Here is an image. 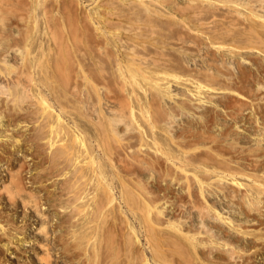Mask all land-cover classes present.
<instances>
[{
	"label": "rangeland",
	"instance_id": "1",
	"mask_svg": "<svg viewBox=\"0 0 264 264\" xmlns=\"http://www.w3.org/2000/svg\"><path fill=\"white\" fill-rule=\"evenodd\" d=\"M3 1L6 5L0 7V87H2L0 88V102H2V104L0 103V110L2 111H0V243H3L2 245L0 244V264H90V262H92L91 264H126V252L128 251L122 242L120 217L117 216V214L121 216L122 213L123 215L121 217L126 218V231L128 232L130 231L129 228L131 230L133 228L136 233L135 236L138 237L140 241L133 242L132 240L134 238H132L131 241V238L126 240L132 243L136 242L132 245L133 247L131 246L133 250L130 252L136 254H138V251L145 252L144 255L147 257L148 263L157 264L158 261H156V256L153 255L154 251H152V249L154 248L157 250V247H160V245H158L160 243L162 245L160 250L162 251L165 249L163 252L168 254L166 255L167 257L171 258L175 256L177 259V255H172V253L177 254L175 251L172 252L173 250H171L174 249L173 243L170 244L167 242L171 240L168 239L170 238L169 235L172 234L173 236L174 234V232H172L173 230H170L173 229V226L169 228L170 225L167 226V220L174 219L173 217H175L179 206L181 208V214L183 215L181 218L184 219L185 216L188 217L190 215L192 219L195 218L194 224L198 225L197 222L199 219L198 215H196L197 211L192 205L194 202H196V204H199V202L198 200L196 201L197 198L195 195L189 198L183 189H180L182 187H180L179 184L169 180L168 177L163 175V172L159 171L157 168H148L147 170V165L144 164H141V167V165H137L136 163H131L130 165V163L125 162L126 164L124 163V165L123 162H119V159L122 157L118 158V152L113 149V146V148L111 147L112 143L109 142L111 139H108L109 133H112V129H115V127L117 129H115V131L127 142V147L129 145L128 148L132 146L134 148L138 146L137 144H142L145 150H149V152L147 151L148 155H154L151 150L154 151L156 150L154 149L155 147H159L160 151H165V154H167L168 151L169 155H179V157L182 158H184L183 151L188 150L187 152L190 154L187 153V157L189 158L190 156L189 160L192 164H198V166L200 163L203 164L202 166L207 164L210 166L209 168L213 167L215 170L218 166V171L220 170L223 175L228 173L226 174L227 176H223L224 178H229L228 181L222 179L224 181H222L220 187L223 186V189L218 188L219 195L214 191L215 189L217 190V188L211 189L214 193L208 190V204L211 209L215 205V210L217 208L220 209L219 211H222L224 216L227 215L231 217L234 222L236 220H238L236 223L241 224L242 222L244 225L241 229L246 228L249 231L250 228V231L247 233H251L252 235L244 233L246 234L244 236L243 234L241 235V233H236L238 234L237 236L235 234L236 238H239V235H241L242 238L241 240L239 238V241H237L234 239L235 237H228L231 232L235 233L234 230L231 227L229 228L228 224L217 220V222L220 223V227L213 228V230L217 231H215L216 234H218L216 235V239L218 238L217 236L220 235V232L222 235L219 236L216 241L220 244L219 242L222 239H225V241L227 240L226 238H230L231 241L233 239L232 243L242 248L239 249L237 247V249L240 250H238L240 252L239 254L250 246L249 242L247 243L244 241L246 237L247 239H253L255 241L251 243V249H247L250 256L252 255L251 260H245L241 256L239 258L237 255L236 259L233 257L234 260H232L233 258L229 259L226 255L223 256L225 259L227 257L226 260H232H228L229 262H223V257L220 258L222 261H218L219 258L216 257V259L213 256L211 259H216L219 263L223 262L222 264H264V212H262L264 196L262 197L263 202L261 201V206L258 204L255 205V202L253 204L252 201L249 203L242 200L241 202V199H237L238 196L237 198L232 196V193L239 194L247 187V180L245 179L246 176L244 177L242 174L243 171L253 173L259 170L257 174H253L257 178H259V174L261 176L264 173V53L250 46L248 47L251 42H249L248 39H246L247 42L243 39L246 38V35H242L244 34L243 30L245 26H248L247 23L250 22V18H247V13H245L247 9L243 7L240 15L236 12L230 13L229 8H232V10L234 8L231 7V5L233 6L234 4L232 2L233 0H206V2L202 0H152L153 3L149 4V2H152L149 1L147 2L149 6L145 4V7L143 3H138L137 0H133V2L131 0H27L28 3H26L28 5H24L25 8L28 6L27 9H23V6L19 5L21 3L17 4L18 2H16V0H12V3L9 2V0ZM6 1L9 2V4H7ZM176 4L179 6L177 7ZM150 5L153 7L152 10ZM197 5H199V8L202 7L200 9L203 10L197 11ZM214 6L217 9L214 8ZM146 7H149L150 10L146 9ZM192 8H194V11ZM208 8H210V10ZM192 11L195 13H192ZM197 14L198 16L196 18L195 15ZM99 18L102 20L101 22L100 20L98 21ZM103 20L107 21L103 22ZM171 25H174V27ZM94 26L97 27L94 28ZM204 27H206V29ZM196 29L198 30L196 31ZM229 31L232 32L230 33ZM240 45L243 46L241 49L239 47ZM245 45L246 49L244 48ZM133 48L135 49L133 50ZM232 48H234L233 51L239 49L235 52H231ZM130 50L146 57L147 60H145L144 64H141L142 66L139 64L140 70L142 68L145 69V66L148 69L150 68L152 74L154 73V75L150 74L151 77L159 80V82L161 80L159 79V75L161 74L160 78H162V85L167 83L166 85L169 86V88H166V90H171L167 92L166 90L164 91V88H162L163 90L159 89L158 86V88H153L156 84L153 85L147 82L146 84H139L140 74L138 73L140 71H135L139 69V66L130 58L132 55L131 53H133ZM129 54L130 57L128 56ZM211 60L213 63L210 62ZM56 62L58 64L55 66ZM71 62L75 64L73 63L71 66ZM117 64L124 66L122 67L119 65L122 67L123 71L126 72V82L122 81L119 77L120 71L117 70L120 68ZM127 64H129L131 69ZM133 64L138 67L136 68ZM73 72L74 74L76 73L77 76H75ZM15 80L19 81V83L17 82V84ZM19 84H21V86L23 84V86L21 87ZM182 84H184V86ZM4 86L5 90L3 91ZM15 86L21 88L19 89ZM6 87L10 88H8V91L13 90V93H11L13 95L15 94V96L12 97V99H15V101L13 100L14 102L19 99L15 106L10 96L12 94L10 92L8 93ZM3 93L4 96L2 95ZM36 93L40 96V99L41 97L44 99L47 98V102L49 101L48 103H51L50 105H53L55 109L59 110L62 116L64 115V120L68 121H66L67 124L64 121V125L67 127L70 124L72 125L69 126V129L65 126L69 132L71 130L70 127H73L72 130L75 128L73 131L71 130V139H68V135L66 137L68 140H65L66 142L63 140L60 142L58 141L56 142V146H52V148H49V145L42 141L46 133L43 132L45 128H42L43 126L40 127V123L38 124L39 115L37 114L39 113L37 112H39V110L36 111V109H38L37 106L39 105V101L37 102L36 97L39 98V96ZM43 93L44 95H42ZM164 93L166 96H169L170 93V98L168 96L165 97ZM6 94L8 95L6 96ZM5 96L8 100V96H10V101L14 104L11 105L12 103L9 101L10 104L7 106L9 102L5 100V103ZM2 97L4 98L1 100ZM33 100L37 103H33ZM233 100L235 102H233ZM240 102L242 105H240ZM3 104L6 106L4 107ZM8 107L12 109L9 110ZM2 108L4 110H2ZM122 112L124 116L121 115L123 114ZM143 114L147 117H151H149L150 123H148V119L145 120L146 116ZM138 120L140 122H138ZM111 126L113 128H111ZM127 127L133 130L130 131ZM105 130L108 132L105 133ZM75 131L77 133L79 132L80 135L74 133ZM74 134L82 136L84 139L83 142L86 146L88 144V150H90L89 154L91 156L87 157L90 160L85 158L81 163L85 167L82 165L80 168L81 171H78V173H83V177L87 178L89 182L86 187L87 192L91 191L93 193L92 198L96 194L94 190H96L97 194L100 192L96 181L93 177H90L92 176V172L90 171L91 167L96 163L94 167L100 168L99 170L102 169L105 173L101 171L103 176L107 178L105 179L113 188L116 198L115 204L121 207L120 210L116 209L117 212L114 211L117 214L114 212L112 214L98 213V208L101 206V203L103 202L102 204L104 205L106 202L103 197V199L101 198L100 194L98 198L96 194L94 200L88 198L87 202L85 199L83 205L80 204L81 202H76L77 206L75 202H72L73 199L70 197V186L72 181H75L74 178H76L74 177L75 169L72 167L71 170L70 164L61 162L62 158H60L61 151L59 148H61L60 143H62V145L69 144L71 147L77 149L80 142L77 144V139H75V141L72 139ZM204 134L207 137L210 134L209 138L211 137L213 140L207 139ZM205 137L207 140H205ZM146 138L148 142H146ZM144 140L145 142H143ZM105 145L106 147L109 146L114 150L113 152L117 153L113 154L112 152L111 154L113 155H110L111 158H108L110 156L104 151ZM205 145H208L213 153L215 152V155L213 153L211 155V153L206 151ZM150 146L151 148H149ZM130 149L132 150V148ZM109 150L110 149L106 151L109 152ZM192 151L195 153L193 154ZM216 152L218 154L221 152L220 155L222 154L225 158L229 159L227 160L229 161L228 167L226 166L228 162H223L225 164L223 166L220 164L221 161L219 162V159H217ZM122 153L126 156L124 152ZM122 153L119 151L118 154L122 155ZM129 154H131V151ZM207 165L206 167H208ZM219 165L222 167H219ZM129 166H132V168ZM84 168L86 171L83 170ZM191 168H194V166ZM149 169H151V171ZM194 169H196L198 173L201 171L198 168ZM233 172H235V175L238 173L234 180L243 183L241 187L244 188H240V184L235 185V183H232L233 180H230V178L231 175L234 176ZM160 173H162L163 176ZM202 175L203 173L200 172V176ZM260 178V181L264 183V176ZM136 180L140 181L141 185H143H140V187L143 189L147 187V190H144L150 192L152 195L151 199L158 200L157 202L160 204L162 203L164 206L162 209L164 210L163 216L158 220L161 221V223L159 222L161 225L162 223L165 225V227H163L164 229H162V231L160 229L157 233L158 235L160 234V236L153 233L157 232V230L150 231L148 227L147 229L144 226L142 220L143 216L141 214L143 211L141 210L142 208H140L142 206L139 203L138 197L132 193L133 191L131 189L135 187L133 188L130 186H133ZM122 182L125 184L127 183L126 188ZM137 183L138 185L140 184L139 182H136V184ZM93 186L98 188L94 189ZM128 186H130L131 189ZM223 191H226L228 197ZM163 202L166 205H164ZM184 202L187 204L185 205ZM256 207H258L257 210H255ZM242 209L243 214H240L239 212H242ZM213 210H211L210 213H212ZM244 213H246V216H244ZM247 216L256 221L251 220L250 223L248 219V222L246 219L248 218ZM188 219L190 218L188 217ZM213 220L214 219H212V221ZM115 223H117V225ZM130 225H132V227H130ZM3 226L8 228L7 234L2 231ZM72 228L75 229L76 232ZM170 231L171 233H169ZM127 232L126 235L129 236ZM254 232L257 235L263 234L262 238L260 236H255ZM149 234H154V236L156 234L160 239L165 237L168 238L166 239L167 241L159 239L162 243L156 241L157 243H155V245L157 244V247L154 244V247H152L153 245H149V241H147ZM163 235L165 236L161 237ZM220 237L223 238L221 239ZM222 242L223 241H221V243ZM254 242L255 245H253ZM213 243H210L209 248L208 246L206 248L209 251L212 249L213 253L215 252V254H218V248H211L216 245ZM242 243H244V245ZM247 244L248 246H246ZM206 248L204 250H206ZM93 249L96 250L92 251ZM209 251L207 252V256L212 254L210 251L211 253L209 255ZM93 252L97 254V256L94 255ZM245 252L247 254V251H244V253ZM254 252L257 253L255 254ZM82 255L88 256L86 258ZM188 255H191V252ZM90 257L93 261H90ZM175 257H172L174 262H178V260L175 261ZM208 258H202L201 260H203L204 264H206L205 262H208L207 264H209V262L212 264L218 263L216 260L214 262ZM206 259H208V261ZM82 260H88L89 262H83Z\"/></svg>",
	"mask_w": 264,
	"mask_h": 264
},
{
	"label": "bare ground",
	"instance_id": "2",
	"mask_svg": "<svg viewBox=\"0 0 264 264\" xmlns=\"http://www.w3.org/2000/svg\"><path fill=\"white\" fill-rule=\"evenodd\" d=\"M132 2H133V0H131ZM138 1V3L140 2V3H143L144 5V7H145V4H148L147 2H149V1H152V0H137ZM155 1V0H154ZM163 1V0H162ZM193 1V0H192ZM201 1V0H200ZM202 1H205L206 2V0H202ZM209 1V0H208ZM216 1V0H215ZM219 1V0H218ZM221 1V0H220ZM223 1V0H222ZM231 1V0H230ZM241 1H244V2H241ZM233 0L232 2L234 3H232L233 4V6L231 5V7H234L233 8V10H232V8H229V12L230 13H239V15L241 14V10L243 9V7H245L247 10H245L246 12L245 13H247V18H250V22H248L247 24H248V26H245V28H244V34H242V35H246L245 37L246 38H243V39H245V41H246V39H248L249 40V42H251L249 45H248V47L250 46L251 48H255L256 50H258L259 52L261 51V53L263 52L264 53V0ZM254 1V2H253ZM7 2V1H6ZM9 2H11L12 3V0L10 1L9 0ZM9 2H7V4H9ZM16 2H18L17 4H19V3H21V4H19L20 6L22 5L23 7V9L25 8L24 7V5H28L27 3V0H16ZM27 2V3H26ZM160 2V1H159ZM226 2V1H225ZM10 3V4H11ZM151 3H153V1L152 2H149V4H151ZM161 3V2H160ZM203 3V2H202ZM208 3V2H207ZM30 4V3H29ZM149 4L147 5V6H149ZM158 4V3H157ZM156 4V5H157ZM197 4V3H196ZM211 4H212V1H211ZM213 4H215V3H213ZM4 5H6V3L3 1V0H0V7H2V6H4ZM134 5V4H133ZM200 5H201V3H200ZM216 5V4H215ZM218 5V4H217ZM227 5V4H226ZM161 6H163V5H161ZM165 6V5H164ZM176 6H177V4H176ZM179 6V5H178ZM177 6V7H178ZM199 5H197V7H198ZM208 6V5H207ZM223 6V5H222ZM9 7V6H8ZM7 7V8H8ZM27 7L28 6H26V8L25 9H27ZM131 7V6H130ZM181 7V6H180ZM191 7V6H190ZM194 7H195V4H194ZM196 7V10L198 11V10H203V9H200V8H202V7H198L197 8ZM229 7V6H228ZM134 8V7H133ZM150 8H151V10H152V6L150 5ZM207 8V7H206ZM205 8V9H206ZM214 8H216L215 6H214ZM244 8V9H245ZM146 9H148V10H150L149 9V7H146ZM174 9V8H173ZM182 9V8H181ZM183 9H185V8H183ZM186 9H188V8H186ZM193 9V11H194V8H192ZM209 10H210V8H208ZM217 9V8H216ZM135 10V9H134ZM158 10V9H157ZM156 10V11H157ZM191 10V9H190ZM196 10H195V12H196ZM207 10V9H206ZM213 10V9H212ZM215 10V9H214ZM221 10V9H220ZM155 11V10H154ZM166 11V10H165ZM182 11V10H181ZM192 11V13H195V12H193ZM222 11V10H221ZM107 12V11H106ZM113 12V11H112ZM132 12V11H131ZM160 12V11H159ZM183 12V11H182ZM205 12V11H204ZM244 12V11H243ZM133 13V12H132ZM158 13V12H157ZM224 13V12H223ZM227 13H228V11H227ZM136 14V13H135ZM160 14V13H159ZM199 14V13H198ZM198 14L197 15H195L196 16V18H197V16H198ZM215 14V13H214ZM149 15V14H148ZM173 15V14H172ZM186 15V14H185ZM200 15V14H199ZM130 16H132V15H130ZM152 16H154V15H152ZM159 16V15H158ZM163 16V15H162ZM175 16V15H174ZM187 16V15H186ZM234 16V15H233ZM242 16V15H241ZM244 16V15H243ZM140 17V16H139ZM166 17V16H165ZM177 17V16H176ZM181 17V16H180ZM214 17V16H213ZM212 17V18H213ZM104 18V17H103ZM102 18V19H103ZM141 18V17H140ZM149 18V17H148ZM166 18H168V17H166ZM183 18V17H182ZM200 18V17H199ZM246 18V17H245ZM107 19H108V17H107ZM190 19V18H189ZM211 19V18H210ZM214 19V18H213ZM230 19V18H229ZM239 19V18H238ZM244 19V18H243ZM100 20V18L98 19V21ZM133 20V19H132ZM167 20H169V19H167ZM192 20V19H191ZM196 20V19H195ZM204 20V19H203ZM212 20V19H211ZM249 20V19H248ZM102 20H100V22H101ZM107 21V20H106ZM105 20H103V22H106ZM145 21V20H144ZM179 21H181V20H179ZM194 21V20H193ZM192 21V22H193ZM202 21V20H201ZM200 21V22H201ZM207 21H209V20H207ZM138 22V21H137ZM204 22V21H203ZM206 22V21H205ZM226 22V21H225ZM242 22V21H241ZM247 22V21H246ZM135 23V22H134ZM170 24V23H169ZM199 24V23H198ZM202 24H204V23H202ZM206 24H207V22H206ZM211 24V23H210ZM214 24H215V21H214ZM234 24V23H233ZM94 25V24H93ZM96 25H98V24H96ZM205 25V24H204ZM208 25V24H207ZM225 25V24H224ZM135 26V25H134ZM171 26H173L174 27V25H171ZM184 26H185V24H184ZM193 26V25H192ZM206 26V25H205ZM211 26V25H210ZM223 26V25H222ZM227 26V25H226ZM232 26V25H231ZM95 27H97V26H94V28ZM190 27V26H189ZM228 27V26H227ZM141 28V27H140ZM205 29H206V27H204ZM212 28V27H211ZM211 28H210V30H211ZM216 28V27H215ZM219 28V27H218ZM231 28V27H230ZM97 29H99V28H97ZM187 29V28H186ZM227 29H229V28H227ZM226 29V30H227ZM141 30V29H140ZM194 30V29H193ZM198 29H196V31H197ZM203 30V29H202ZM98 31V30H97ZM195 31V32H196ZM218 31V30H217ZM224 31V30H223ZM100 32H102V31H100ZM136 32V31H135ZM216 32V31H215ZM230 32V31H229ZM228 32V33H229ZM232 32V31H231ZM230 32V33H231ZM98 33V32H97ZM191 33V32H190ZM203 33H205V32H203ZM208 33V32H207ZM221 33V32H220ZM96 34V33H95ZM103 34V33H102ZM129 34V33H128ZM180 34V33H179ZM201 34V33H200ZM199 34V35H200ZM223 34H224V32H223ZM227 34V33H226ZM97 35V34H96ZM134 35V34H133ZM136 35V34H135ZM230 35V34H229ZM219 36V35H218ZM225 36V35H224ZM227 36V35H226ZM243 36V37H244ZM146 37V36H145ZM148 37V36H147ZM153 37V36H152ZM184 37V36H183ZM213 37V36H212ZM129 38H131V37H129ZM149 38H151V37H149ZM154 38V37H153ZM197 38H198V36H197ZM211 38V37H210ZM232 38V37H231ZM242 38V37H241ZM121 39V38H120ZM138 39V38H137ZM144 39V38H143ZM192 39V38H191ZM196 39V38H195ZM141 40V39H140ZM153 40V39H152ZM200 40H202V39H200ZM212 40H213V38H212ZM223 40V39H222ZM139 41V40H138ZM148 41V40H147ZM207 41V40H206ZM220 41V40H219ZM242 41V40H241ZM123 42V41H122ZM154 42H156V41H154ZM223 42H226V41H223ZM233 42V41H232ZM247 42V41H246ZM144 43H146V42H144ZM163 43H164V41H163ZM190 43V42H189ZM196 43V42H195ZM202 43V42H201ZM153 44V43H152ZM158 44V43H157ZM161 44V43H160ZM207 44V43H206ZM216 44V43H215ZM247 44V43H246ZM136 45H137V43H136ZM142 45V44H141ZM146 45V44H145ZM197 45V44H196ZM236 45V44H235ZM234 45V46H235ZM156 46V45H155ZM158 46V45H157ZM184 46V45H183ZM211 46V45H210ZM238 46V45H237ZM236 46V47H237ZM209 47V46H208ZM216 47V46H215ZM240 47V49L243 47V46H239ZM165 48V47H164ZM182 48V47H181ZM211 48V47H210ZM213 48V47H212ZM245 49H246V45H245V47H244ZM135 48H133V50H134ZM215 49V48H214ZM239 49V48H238ZM238 49H235V51L236 50H238ZM161 50V49H160ZM183 50V49H182ZM218 50V49H217ZM234 50V48H232L231 49V52H235V51H233ZM244 50V49H243ZM131 51V50H130ZM153 51V50H152ZM127 52V51H126ZM131 52H133V53H131ZM130 53L132 54L131 55V57H130V54L128 55L130 58H132V60H134V63L135 64H138V66H139V64L141 65H143L144 64V62H145V60H147L146 59V57L145 56H143V55H139V54H137V53H135L134 51H131ZM161 52V51H160ZM183 52V51H182ZM240 52H241V50H240ZM240 52H238V53H240ZM207 53V52H206ZM143 54V53H142ZM158 54V53H157ZM150 55V54H149ZM220 55V54H219ZM254 55H255V53H254ZM263 55V54H262ZM147 56V55H146ZM154 56H155V54H154ZM256 56V55H255ZM260 56V55H259ZM128 57V58H129ZM195 57V56H194ZM237 57V56H236ZM261 57V56H260ZM259 57V58H260ZM263 57V56H262ZM126 58V57H125ZM130 58H129V60H130ZM70 59V58H69ZM153 59H155V58H153ZM183 59V58H182ZM3 60V59H2ZM71 60V59H70ZM128 60V59H127ZM126 60V62L128 63V61ZM161 60V59H160ZM170 60V59H169ZM196 60V59H195ZM204 60V59H203ZM250 60V59H249ZM264 60V59H263ZM73 61V60H72ZM1 62V61H0ZM4 62V61H3ZM66 62V61H65ZM68 62V61H67ZM70 62V61H69ZM124 62V61H123ZM210 62H212V60L210 61ZM209 62V63H210ZM225 62V61H224ZM258 62V61H257ZM74 63V62H73ZM73 63L71 62L70 63V65L72 64L73 65ZM77 63V62H76ZM118 63V62H117ZM119 63H122V62H119ZM131 63H132V61H131ZM168 63V62H167ZM213 63V62H212ZM211 63V64H212ZM3 64V63H2ZM58 63L56 62V64H55V66L57 65ZM75 64V63H74ZM78 64V63H77ZM154 64V63H153ZM65 65V64H64ZM71 65V66H72ZM79 65V64H78ZM118 65V64H117ZM119 65H121V64H119ZM118 65V66H119ZM128 66H129V64H127ZM132 65V64H131ZM134 65V64H133ZM141 65V66H142ZM222 65V64H221ZM118 66H117V68H118ZM122 67H124L123 65H121ZM121 66H119V70H117V71H120V78H121V80L122 81H125L126 82V72L125 71H123V69H122V67ZM127 66V67H128ZM136 68L138 67V66H136V65H134ZM149 66V65H148ZM152 66V65H151ZM70 67V66H69ZM75 67V66H74ZM134 67V68H135ZM144 67V66H143ZM202 67V66H201ZM2 68V67H1ZM59 68H61V67H59ZM129 68H130V66H129ZM139 69H137V70H135V71H137L138 72V70L140 71L138 74H140V81H139V84H146V82L147 83H152L153 85L154 84H156L155 86H153V88H158L159 87V89H162V88H164V91L166 90V88H169V86H167L165 83H164V85H162L163 84V82L161 83V80H162V78H160V75H159V79H161L160 80V82H159V80H157V79H153L152 77H151V75L150 74H152V72L150 71V68L148 69V68H146V66H145V69L144 68H142L141 70H140V66L138 67ZM212 68H214V67H212ZM220 68V67H219ZM58 69V68H57ZM81 69H82V67H81ZM131 69V68H130ZM215 69V68H214ZM252 69V68H251ZM79 70V69H78ZM124 70H125V68H124ZM148 70H149V72H148ZM202 70V69H201ZM205 71H206V69H205ZM210 71V70H209ZM218 71V70H217ZM84 72V71H83ZM86 72V71H85ZM212 72V71H211ZM219 72V71H218ZM245 72V71H244ZM28 73V72H27ZM61 73H62V71H61ZM68 73V72H67ZM80 73H81V71H80ZM79 73V74H80ZM169 73V72H168ZM198 73V72H197ZM200 73V72H199ZM236 73V72H235ZM64 74V73H63ZM73 74H74V72H73ZM83 74V73H82ZM86 74V73H85ZM166 74V73H165ZM169 74H171V73H169ZM207 74V73H206ZM225 74V73H224ZM75 76H77L76 75V73L74 74ZM152 75H154V73L152 74ZM214 75V74H213ZM217 75V74H216ZM31 76V75H30ZM67 76V75H66ZM82 76V75H81ZM131 76V75H130ZM138 76V75H137ZM173 76V75H172ZM176 76H178V75H176ZM175 76V77H176ZM209 76V75H208ZM215 76V75H214ZM251 76H253V75H251ZM154 77H156V76H154ZM167 77V76H166ZM190 77H191V75H190ZM213 77V76H212ZM218 77V76H217ZM216 77V78H217ZM33 78V77H32ZM156 78H158V77H156ZM170 78V77H169ZM180 78V77H179ZM194 78H196V77H194ZM215 78V77H214ZM218 78H220V77H218ZM223 78V77H222ZM230 78H231V76H230ZM237 78V77H236ZM16 79H17V77H16ZM138 79V78H137ZM136 79V80H137ZM190 79V78H189ZM165 80V79H164ZM192 80V79H191ZM198 80V79H197ZM196 80V81H197ZM237 80H238V78H237ZM16 81V80H15ZM138 81V80H137ZM183 81H185V80H183ZM19 83V81H16V83ZM20 82H22V81H20ZM27 82V81H26ZM168 82V81H167ZM205 82V81H204ZM226 82V81H225ZM247 82V81H246ZM17 83V84H18ZM203 83V82H202ZM261 83H262V81H261ZM16 84V85H17ZM128 84H129V82H128ZM135 84V83H134ZM169 84V83H168ZM176 84V83H175ZM189 84H190V82H189ZM20 86H21V84H19ZM148 85H150V84H148ZM183 86H184V84H182ZM191 85V84H190ZM189 85V86H190ZM196 85H199V84H196ZM260 85H262V84H260ZM2 86V85H1ZM22 86H23V84H22ZM21 86V87H22ZM128 86V85H127ZM135 86V85H134ZM158 86V87H157ZM201 86V85H200ZM206 86H207V84H206ZM244 86H246V85H244ZM16 87V86H15ZM18 87V86H17ZM16 87V88H17ZM20 87V88H21ZM187 87V86H186ZM227 87V86H226ZM0 88H2V87H0ZM7 88V87H6ZM9 88V87H8ZM8 88L6 89L7 91H8ZM19 88V87H18ZM19 88V89H20ZM189 88V87H188ZM194 88V87H193ZM197 88H201V87H197ZM10 89V88H9ZM26 89V88H25ZM184 89V88H183ZM195 89V88H194ZM204 89V88H203ZM206 89V88H205ZM214 89V88H213ZM225 89V88H224ZM234 89V88H233ZM243 89V88H242ZM252 89V88H251ZM5 90V86H4V89H3V91ZM27 90V89H26ZM29 90V89H28ZM163 90V89H162ZM169 90H171V89H168V91ZM212 90V89H211ZM210 90V91H211ZM232 90V89H231ZM235 90V89H234ZM237 90H240V89H237ZM2 91V90H1ZM20 91V90H19ZM21 91H23V90H21ZM144 91V90H143ZM159 91V90H158ZM167 91V90H166ZM167 91V92H168ZM174 91V90H173ZM176 91V90H175ZM183 91V90H182ZM191 91V90H190ZM222 91V90H221ZM225 91V90H224ZM251 91H253V90H251ZM250 91V92H251ZM257 91H259V90H257ZM6 92V91H5ZM13 93V90L11 91H8V93ZM195 92V91H194ZM197 92V91H196ZM206 92H208V91H206ZM11 93V94H12ZM16 93V92H15ZM41 93V92H40ZM147 93H148V91H147ZM159 93V92H158ZM160 93H161V91H160ZM166 93V92H165ZM164 93V95H165V97H167L166 96V94ZM175 93V92H174ZM183 93V92H182ZM231 93V92H230ZM232 93H233V91H232ZM253 93V92H252ZM0 94H1V92H0ZM19 94V93H18ZM37 94V93H36ZM129 94V93H128ZM180 94V93H179ZM184 94H185V92H184ZM235 94V93H234ZM256 94V93H255ZM3 96H4V93L2 94ZM8 94H6V96H7ZM34 95V94H33ZM32 95V96H33ZM38 95V94H37ZM42 95H44V93L42 94ZM41 95V96H42ZM140 95V94H139ZM154 95V94H153ZM158 95V94H157ZM173 95V94H172ZM189 95V94H188ZM201 95V94H200ZM203 95V94H202ZM5 96V98L4 97H2L1 98V100L4 98V101L5 100H7V102H9L11 99H12V97H14L15 96V94L13 95H10L11 96V99H10V96H8L9 97V100H8V98ZM39 96V95H38ZM146 96V95H145ZM148 96V95H147ZM162 96V95H161ZM169 96H170V93H169ZM168 96V97H169ZM175 96H177V95H175ZM180 96V95H179ZM192 96V95H191ZM240 96V95H239ZM164 97V96H163ZM200 97V96H199ZM245 97V96H244ZM19 98V97H18ZM28 98V97H27ZM37 99V102L39 103V105L37 106L38 107V109H36V111L37 110H39V112H37V113H39V114H37V115H39L38 116V120H39V122H38V124L40 123V127H42V128H45V130L43 131V132H45L46 134H44V139H42V141H44L45 142V144L47 143L48 145H49V148H52V146L53 147H55L56 146V142H60L61 140H63L64 142H66L65 140H68V139H71V137H70V133H71V130H72V128L73 127H70V132H69V126H72L71 124L67 127L66 125H64V118H63V116H62V114L60 113V111L59 110H57V109H55L54 107H53V105H50L51 103H48L47 102V98L46 99H44L43 97H41V99H40V96H39V98L38 97H36ZM152 98V97H151ZM157 98V97H156ZM159 98V97H158ZM170 98V97H169ZM242 98V97H241ZM250 98V97H249ZM17 99V98H16ZM127 99V98H126ZM164 99V98H163ZM175 99V98H174ZM193 99V98H192ZM201 99V98H200ZM15 101V99L13 98L12 99V101ZM18 101H19V99H17ZM17 100H16V102H17ZM31 100V99H30ZM134 100V99H133ZM144 100V99H143ZM176 100V99H175ZM186 100V99H185ZM209 100V99H208ZM257 100V99H256ZM263 100V99H262ZM12 101H10L11 103H12ZM13 101V102H14ZM157 101V100H156ZM183 101V100H182ZM195 101V100H194ZM213 101V100H212ZM10 102L9 103H7V106L10 104ZM16 102H14V103H12L11 105H13L14 104V106L16 105ZM36 102V103H37ZM122 102V101H121ZM123 102H126V101H123ZM143 102V101H142ZM185 102V101H184ZM183 102V103H184ZM193 102V101H192ZM203 102V101H202ZM233 102H235L234 100H233ZM1 104H2V102H0ZM5 103H6V101H5ZM33 103H35L34 102V100H33ZM35 103V104H36ZM127 103V102H126ZM129 103V102H128ZM136 103V102H135ZM146 103V102H145ZM179 103V102H178ZM241 103V102H240ZM122 104V103H121ZM123 104H125V103H123ZM211 104V103H210ZM214 104V103H213ZM235 104V103H234ZM257 104V103H256ZM4 105V104H3ZM228 105H229V103H228ZM240 105H242V103L240 104ZM258 105V104H257ZM1 106V105H0ZM6 105H4V107H5ZM34 106V105H33ZM181 106V105H180ZM192 106V105H191ZM3 107V108H4ZM13 107V106H12ZM140 107H141V105H140ZM155 107V106H154ZM157 107V106H156ZM161 107V106H160ZM185 107V106H184ZM223 107V106H222ZM241 107V106H240ZM245 107V106H244ZM261 107V106H260ZM2 108V110H4ZM14 108V107H13ZM34 108V107H33ZM139 108V107H138ZM232 108H234V107H232ZM254 108V107H253ZM6 109V108H5ZM8 109L10 110V109H12V108H9L8 107ZM8 109H6V110H8ZM21 109V108H20ZM159 109V108H158ZM199 109V108H198ZM235 109V108H234ZM255 109V108H254ZM14 110V109H13ZM27 110V109H26ZM141 110V109H140ZM256 110V109H255ZM1 111V110H0ZM30 111V110H29ZM119 111V110H118ZM164 111V110H163ZM178 111H179V109H178ZM242 111V110H241ZM247 111V110H246ZM2 112V111H1ZM34 112H35V110H34ZM120 112H121V110H120ZM142 112V111H141ZM140 112V113H141ZM173 112V111H172ZM243 112V111H242ZM123 113V112H122ZM126 113V112H125ZM163 113V112H162ZM170 113V112H169ZM168 113V114H169ZM220 113V112H219ZM35 114V113H34ZM145 114H146V112H145ZM145 114H143V115H145ZM148 114V113H147ZM157 115H159L158 113H156ZM174 114V113H173ZM196 114H198V113H196ZM227 114V113H226ZM103 115V114H102ZM121 115H123L124 116V113L123 114H121ZM130 115V114H129ZM134 115V114H133ZM132 115V116H133ZM216 115V114H215ZM131 116V117H132ZM146 116V115H145ZM165 116V115H164ZM167 116V115H166ZM220 116V115H219ZM129 117V116H128ZM150 117V116H149ZM149 117H147L146 116V119L145 120H147L148 119V123H150L149 122ZM170 117H172V116H170ZM203 117V116H202ZM106 118V117H105ZM117 118V117H116ZM151 118V117H150ZM214 118V117H213ZM212 118V119H213ZM133 119V118H132ZM137 119V118H136ZM175 119V118H174ZM233 119V118H232ZM107 120H108V118H107ZM122 120V119H121ZM166 120V119H165ZM169 120H170V118H169ZM215 120V119H214ZM217 120V119H216ZM256 120V119H255ZM67 121V120H66ZM65 121V122H66ZM68 122V121H67ZM67 122H66V124H67ZM111 122V121H110ZM113 122V121H112ZM123 122H124V120H123ZM137 122V121H136ZM138 122H140L139 120H138ZM153 122V121H152ZM235 122H236V120H235ZM217 123V122H216ZM109 124V123H108ZM115 124V123H114ZM133 124H134V122H133ZM136 124H138V123H136ZM186 124V123H185ZM245 124V123H244ZM258 124V123H257ZM139 125H141V124H139ZM152 125H153V123H152ZM170 125V124H169ZM260 125V124H259ZM68 128H66V127ZM106 126V125H105ZM110 126V125H109ZM108 126V127H109ZM154 126V125H153ZM213 126V125H212ZM220 126V125H219ZM146 127V126H145ZM155 127V126H154ZM168 127V126H167ZM173 127V126H172ZM207 127V126H206ZM221 127V126H220ZM238 127V126H237ZM111 128H113L112 126H111ZM123 128V127H122ZM128 128V127H127ZM141 128V127H140ZM168 128H170V127H168ZM75 129V128H74ZM73 129V130H74ZM77 129V128H76ZM106 129V128H105ZM109 129V128H108ZM115 129H116V127H115ZM115 129H112V133H109L110 135H109V142H111L112 144H111V147L113 148V149H115V151H117L118 153H119V151L122 153V152H124L125 154H126V156L122 153V155L124 156V158H123V156L122 155H120V154H118L117 152V156H118V158L119 157H122L121 159H119V162H123V164L126 162V163H130V165H131V163H136L137 165H141V164H144V165H147V170H148V168H151V169H158L159 171H161V172H163V175H165V176H167L168 177V179L169 180H171L172 182H175L176 184H179V186L180 187H182V188H180V189H183V191L187 194V196L189 197V198H191L192 196H194L195 195V197L197 198H195L196 199V201L198 200V202H199V204H196V202H194V204L192 203V202H190V203H192L191 205L193 206V207H195L196 208V211H197V214L196 215H198V219H199V221L197 222L198 223V225H195L194 224V222H195V218L194 219H192V217H190V215L188 216L190 219H188V217L187 216H185V220L183 219V218H181V217H183V215L181 214V208L178 206V208H177V212H176V214H175V217H173L174 219L173 220H171L170 218H168V219H170L169 221L167 220V226H169L170 225V227L169 228H171L172 226H173V229H170V230H173L172 232H174V234H173V236H172V234H170L169 236H170V238H168V239H171L170 240V242L169 241H167L166 239V237L165 238H162V239H160V238H158V236H160V234L158 235L157 233H158V231H160V229H161V231H162V229H164L163 227H165V225L162 223V225H164V226H162L160 223H161V221H158L162 216H163V211L164 210H162L163 208H164V206L162 205V203L160 204L159 202H157L156 200H154V199H151L152 198V195L150 194V192H148V191H145V190H147V187L146 188H142V187H140V185H141V183H140V181H137L136 180V182H139L140 184L138 185V183L136 184V182H134V185L132 186V185H130L131 187H135L134 189H131V187L130 186H128L133 192V195H136L137 197H138V199H139V203L141 204V206L142 207H140V208H142L141 210L143 211V213H141L142 214V216H143V218H142V220H143V222H144V226L147 228H149V230L151 231V230H157V232H153V233H156L158 236H156V234H155V236H154V234H152V235H150L149 234V236H151V237H149L148 236V239H147V241H149L148 243H149V245H155V243H157L156 241H159V239L160 240H163V241H167L168 243H170V244H172L173 243V245H174V249H171V250H173L172 252H176L177 254H173L172 252V255H177V259H176V257L175 256H172V257H175V261L176 260H178V262H174V260H173V258L171 257V258H169V257H167L166 255H168V254H165L163 251L165 250H160V247L162 246L159 242H161L162 243V241H159L158 243V245H160V247H157L156 245V247L158 248H156L157 250H155L154 248L152 249V251H154L153 252V255H155L156 256V261H158V263L159 264H174V263H177V264H204V262H203V260H201L202 258L203 259H205V258H210V260L211 261H214L215 262V260L217 259V258H219L218 259V261L220 260V261H222L220 258H222L223 256H228V258L230 259V258H233V257H235V259H236V255H237V257H239L240 258V256L241 257H243L245 260H251V256H250V254L248 253L249 251V249H251L250 248V246H251V243L253 242V241H255V240H253V239H247V237H246V239H244V241L245 242H249V244H250V246H249V248H246L244 251H247V254H246V252L244 253V251L241 253V254H239L240 252V250L239 249H242L241 247L239 248L238 246H236V244L234 245L233 243H232V241H233V239H232V241L230 240V238L228 239V238H226L227 240L225 241V239L223 240L221 237V241H223L222 243H221V241L219 242L220 244H218V241H216L218 238H219V236H221L222 234H221V232H220V235L219 236H217L218 238L216 239V235H218V234H216V230H213V228L214 227H220V223H218L217 222V220H219V221H221V222H223V223H225V224H228L229 225V228L231 227L233 230H234V232L235 233H233V232H231L230 234L229 233H227V234H229L228 235V237L230 236V237H232V238H234L235 237V234L236 233H241V235L243 234L244 236L247 234H250V235H252L251 233H247V232H249L250 231V228H249V231H248V229H241L242 228V226L244 225V224H242V222H241V224H239V223H236V221H238V220H236L235 222L233 221V219L231 218V217H229V216H227V215H223V212L222 211H219L220 209H218L217 207V209L215 210V205H214V210H213V208L211 209V207H210V205L208 204V196L207 195H209L207 192H208V190H210L211 191V189H214V188H217V190L215 189L214 191H216V193L219 195L220 193H218V191H219V189L218 188H220V189H223V186L222 187H220L221 186V183H222V181H224V180H227L228 181V179L229 178H224L225 176H227L226 174H228V173H226V174H222V172H220V170L218 171V169H217V167H216V170L213 168V167H211V168H209L210 166H208L207 164V166L208 167H206V165H204V166H202L203 164H201L200 162V164H199V166H198V164L197 165H194V163L192 164L191 162H190V156H189V158L187 157L188 155H187V153H189V152H187L188 150H184L183 151V153H184V158H182V157H179V155L178 156H176V155H169V153H168V151H167V154H165L164 152H162V151H160V149H159V147H155L154 149H156V150H154V151H152L151 150V152H153V154L155 155H152V154H150V155H152V156H150V155H148V152H149V150H145L144 148V146H142V144L140 145V144H137L138 146H135L134 148H133V146L132 147H130V148H132V150L130 149V148H128L129 147V145H128V147H127V142H125L124 141V139H122L121 137H120V135H119V133H117V131H115ZM144 129V128H143ZM152 129V128H151ZM5 130V129H4ZM72 130V131H73ZM107 130V129H106ZM105 130V133L106 132H108V131H106ZM110 130V129H109ZM117 130V129H116ZM128 130H130L129 128H128ZM131 130H133V129H131ZM130 130V131H131ZM136 130V129H135ZM158 130V129H157ZM165 130V129H164ZM171 130V129H170ZM77 131V130H76ZM74 132V133H77V132ZM121 131V130H120ZM142 131V130H141ZM152 131V130H151ZM119 132V131H118ZM125 132V131H124ZM154 132H155V130H154ZM161 132V131H160ZM163 132V131H162ZM170 132V131H169ZM210 132V131H209ZM143 133H144V130H143ZM186 133V132H185ZM77 134H79V132L77 133ZM77 134H74L73 135V137H72V139H74V141H75V139H77V144H78V142H80V144H79V147L77 146V149L75 148V147H71L69 144H67V143H65V144H67V145H62V143H60L61 144V148H59V150L61 151V156H60V158H62L61 160V162L62 163H66V164H70L71 165V170H72V167H73V169H75L73 172L75 173V176L74 177H76V178H74V182L72 181V184H71V190H70V197L73 199L72 200V202H81L80 204H84L83 203V201L85 200V201H87V199L89 198L90 200L91 199H93L94 200V198H95V195L97 194V192H96V190H94L95 192L94 193H96L95 195H94V197L92 198V192L90 191V192H87V190H86V187H87V184L89 183L88 182V180H87V178H85V177H83V173L81 174V172L80 173H78V171L80 170L81 171V167H82V165L83 164H81L82 163V161L86 158V159H89V158H87V157H90L91 155L89 154V151L90 150H88L89 148H88V144H87V146L85 145V143L83 142V138H82V136H79V135H77ZM128 134V133H127ZM206 134V133H205ZM204 134V136H206ZM69 135V137H68V139H66V137ZM83 135V134H82ZM107 135V134H106ZM135 135V134H134ZM146 135V134H145ZM164 135V134H163ZM214 135H216V134H214ZM84 136V135H83ZM123 136V135H122ZM203 136V135H202ZM204 136H203V138H204ZM209 136H210V134H209ZM209 136L207 137V139L209 138ZM262 136V135H261ZM142 137V136H141ZM140 137V138H141ZM161 137V136H160ZM182 137H183V135H182ZM181 137V138H182ZM191 137V136H190ZM206 137H205V140H207L206 139ZM105 138V137H104ZM143 138V137H142ZM145 138V137H144ZM166 138V137H165ZM221 138V137H220ZM224 138V137H223ZM149 139V138H148ZM152 139H154V138H152ZM168 139V138H167ZM186 139V138H185ZM190 139V138H189ZM209 139H211V140H213L211 137L209 138ZM216 139H217V137H216ZM215 139V140H216ZM141 140V139H140ZM145 140H147V138L145 139ZM145 140L143 141V142H145ZM150 140H151V138H150ZM182 140V139H181ZM219 140V139H218ZM226 140V139H225ZM71 141V140H70ZM69 141V142H70ZM107 141V140H106ZM127 141V140H126ZM217 141V140H216ZM260 141V140H259ZM258 141V142H259ZM43 142V143H44ZM68 142V141H67ZM71 142H73V141H71ZM146 142H148V140L146 141ZM153 142H155V141H153ZM169 142V141H168ZM200 142V141H199ZM215 142V141H214ZM213 142V143H214ZM220 142V141H219ZM229 142V141H228ZM75 143V142H74ZM75 143V144H76ZM87 143V142H86ZM108 143V142H107ZM106 143V144H107ZM139 143V142H138ZM166 143V142H165ZM191 143V142H190ZM194 143V142H193ZM192 143V144H193ZM74 144V145H75ZM76 144V145H77ZM205 144H207V143H205ZM208 144H210V143H208ZM212 144V143H211ZM57 145H59V144H57ZM150 145H151V143H150ZM196 145V144H195ZM70 146V147H69ZM145 146H147V145H145ZM204 146V145H203ZM206 147H205V149H206V151H208L209 153H211V155H212V153H213V151L210 149V147L208 146V145H205ZM257 146V145H256ZM144 147V148H143ZM168 147V146H167ZM110 149L109 150V152L108 151H106V150H108V149ZM149 148H151V146L149 147ZM165 148V147H164ZM169 148H171V147H169ZM106 149V150H105ZM105 149H104V151L110 156V155H113L115 152H113L114 150H112L109 146H107L106 147V145H105ZM129 149V150H128ZM148 149V148H147ZM181 149V148H180ZM119 150V151H118ZM170 150V149H169ZM192 150V149H191ZM200 150V149H199ZM218 150V149H217ZM130 151H131V154H129L130 153ZM148 151V152H147ZM224 151V150H223ZM57 152V151H56ZM92 152V151H91ZM113 152V154H111ZM150 152V153H151ZM160 152H162V153H160ZM179 152H181V151H179ZM193 152V154L195 153L194 151H192ZM54 153V152H53ZM58 153V152H57ZM115 153V154H116ZM215 153V152H214ZM213 153V154H214ZM221 153V152H220ZM220 153L218 154L217 152H216V156H217V159H219V162H220V164L223 166V165H225L223 162H228V163H226V166L228 167L229 165V161H227V160H229V159H227V158H225L224 157V155H220ZM171 154V153H170ZM182 154V153H181ZM190 154V153H189ZM193 154H192V156H193ZM58 155V154H57ZM57 155H55V156H57ZM197 155V154H196ZM215 155V154H214ZM229 155V154H228ZM130 156V157H129ZM203 156V155H202ZM205 156V155H204ZM210 156V155H209ZM255 156V155H254ZM201 157V156H200ZM211 157H213V156H211ZM251 157V156H250ZM56 158V157H55ZM54 158V159H55ZM108 158H111V156L110 157H108ZM216 158V157H215ZM114 159V158H113ZM90 160V159H89ZM92 160V159H91ZM110 160V159H109ZM207 160V159H206ZM231 160V159H230ZM112 161V160H111ZM192 161V160H191ZM212 161H214V160H212ZM211 161V162H212ZM218 161V160H217ZM85 162V161H84ZM193 162V161H192ZM86 163V162H85ZM125 163V164H126ZM205 163V162H204ZM223 163V164H222ZM257 163V162H256ZM256 163H255V165H256ZM96 164V163H95ZM95 164H93V166L91 167V172H92V176H90L91 178L93 177L94 178V180L96 181V184H97V186H99V189H100V192L96 195L97 196V198H98V196H100L101 195V198L103 197L105 200L104 201H106L105 202V204L103 205L102 203V201H100V202H102L101 203V206L98 208L99 209V211H98V213H102V214H107V213H109V214H112L114 211H116L117 212V210L116 209H119L120 210V205H116L115 203H116V198H115V195H114V192H113V188H112V186H111V184L109 183V182H107V178L106 177H104L103 176V174H102V169L101 170H99L98 168H96V166L94 167V165ZM124 164V165H125ZM211 164V163H210ZM92 165V164H91ZM99 165V164H98ZM121 165V164H120ZM127 165H129V164H127ZM126 165V166H127ZM221 165H219V167L221 166ZM231 165V164H230ZM252 165V164H251ZM251 165H249V166H251ZM255 165H254V167H255ZM84 166V165H83ZM133 166H136V165H133ZM193 167L194 166V168H198V169H200L201 171L200 172H202L203 173V175L202 176H200V172L198 173V171H196V169H194V168H191V167ZM221 166V167H222ZM226 166H224V167H226ZM241 166V165H240ZM85 167V166H84ZM100 167V166H99ZM129 167H131L132 168V166H129ZM141 167H142V165H141ZM231 167V166H230ZM258 167V166H257ZM256 167V169L258 170V168ZM89 168V167H88ZM252 168H253V165H252ZM90 169V168H89ZM146 169V168H145ZM151 169H149L150 171H151ZM246 169V168H245ZM251 169V168H250ZM249 169V170H250ZM260 169V168H259ZM83 170H85V168L83 169ZM233 170H235V169H233ZM248 170V171H249ZM86 171V170H85ZM102 171V172H101ZM149 171V172H150ZM252 171V170H251ZM254 171V170H253ZM259 171V170H258ZM258 171H255V172H253V173H250V172H242V171H240V172H242V174H243V176L245 177L246 176V180H247V187H245L246 189H244L243 190V192H241V193H239V194H237L236 192V194H233L232 192V196H235L236 198H237V196H238V198L237 199H241V202H242V200L243 201H245V202H253V204H254V202H255V205H259V206H261V201L263 202V200H264V198H263V200H262V197L264 196L263 194H264V183H262L260 180H261V176H264V173H263V175H261L260 176V174L258 175V177L259 178H257V177H255L253 174L254 173H256L257 174V172ZM90 172V173H91ZM224 172V171H223ZM227 172V171H226ZM239 172V173H240ZM261 172V171H260ZM104 173V172H103ZM136 173V172H135ZM155 173V172H154ZM237 173V172H236ZM262 173V172H261ZM88 174V173H87ZM86 174V175H87ZM105 174V173H104ZM161 175H162V173H160ZM205 174V175H204ZM232 174V173H231ZM233 174H234V176L233 175H231V178H230V180H233L232 181V183H235V185L236 184H240V188H244V187H241V184H242V186H243V183H241V182H238V181H235L234 179L236 178L235 176H237V174L235 175V172H233ZM242 174H239V175H242ZM255 174V175H256ZM74 175V174H73ZM88 175H91V174H88ZM130 175V174H129ZM128 175V176H129ZM160 175V176H161ZM162 175V176H163ZM136 176V175H135ZM152 176H154V175H152ZM224 176V177H223ZM257 176V175H256ZM15 177V176H14ZM130 177V176H129ZM138 177V176H137ZM140 177V176H139ZM230 177V176H229ZM106 178V179H105ZM141 178V177H140ZM21 179V178H20ZM129 179V178H128ZM138 179V178H137ZM152 179V178H151ZM167 179V178H166ZM222 179H224V180H222ZM93 180V179H92ZM109 180V179H108ZM123 180V179H122ZM150 180V179H149ZM21 181V180H20ZM94 181V182H95ZM130 181V180H129ZM134 181V180H133ZM262 181H263V179H262ZM143 182H144V180H143ZM142 182V183H143ZM246 182V181H245ZM91 183V182H90ZM123 183V185H124V187L126 188V185H127V183L125 184L124 182H122ZM169 183V182H168ZM228 183V182H227ZM15 184V183H14ZM19 184H20V182H19ZM91 184H93V183H91ZM158 184V183H157ZM171 184V183H170ZM230 184V183H229ZM17 185V184H16ZM122 185V186H123ZM129 185V184H128ZM147 185V184H146ZM174 185V184H173ZM223 185V184H222ZM237 185V186H238ZM245 185V186H246ZM141 186H143V185H141ZM151 187V186H150ZM93 188L95 189V188H98V187H94L93 186ZM225 188V187H224ZM88 189V188H87ZM230 189V188H229ZM89 190H90V188H89ZM98 190V189H97ZM150 190V189H149ZM157 190V189H156ZM99 191V190H98ZM152 191V190H151ZM213 191V190H212ZM211 191V192H212ZM153 192V191H152ZM224 192V191H223ZM179 193V192H178ZM212 193H214V192H212ZM225 193V195H226V191L224 192ZM100 194V195H99ZM155 195V194H154ZM135 196V197H136ZM186 196V197H187ZM227 196V195H226ZM231 196V195H230ZM134 197V196H133ZM136 197V198H137ZM228 197V196H227ZM102 198V199H103ZM231 198V197H230ZM181 199V198H180ZM75 200V201H74ZM96 200V199H95ZM160 201V200H159ZM194 201V200H193ZM231 201H232V199H231ZM88 202V201H87ZM86 202V203H87ZM179 202V201H178ZM197 202V203H198ZM98 203V202H97ZM216 203V202H215ZM74 204V203H73ZM163 204L164 205H166L164 202H163ZM168 204V203H167ZM184 204H185V202H184ZM187 204V203H186ZM185 204V205H186ZM76 205H77V203H76ZM212 205V204H211ZM240 205V204H239ZM250 205H252V204H250ZM249 205V206H250ZM78 206V205H77ZM139 206V205H138ZM181 206V205H180ZM213 206V205H212ZM223 206H224V204H223ZM248 206V205H247ZM258 206V207H259ZM262 206H263V204H262ZM168 207V206H167ZM186 207V206H185ZM226 207V206H225ZM242 207V206H241ZM251 207V206H250ZM253 207V206H252ZM255 207V206H254ZM258 207H256V209L255 210H257V208ZM240 208V207H239ZM77 209V208H76ZM82 209H83V207H82ZM210 209V210H209ZM244 209V208H243ZM243 209H242V212L240 211L239 213L240 214H243ZM119 210H118V212H119ZM211 210H213V212L212 213H210V211ZM96 211V212H97ZM141 211V212H142ZM259 211V210H258ZM121 212H122V210H121ZM124 212V211H123ZM166 212V211H165ZM245 212H247V211H245ZM262 212H264V206H263V211ZM115 213V212H114ZM115 214H117V213H115ZM245 215L244 216H246V213H244ZM250 214V213H249ZM114 215V214H113ZM123 215V213L121 214V216ZM236 215V214H235ZM251 215V214H250ZM263 215V214H262ZM117 216H119L120 217V232H121V234H122V242L124 243L123 245H124V247L126 248V250L128 251V252H126V264L128 263V264H149L148 262V259H147V257L144 255V253L143 252H141V251H138L137 253L138 254H136V253H133V252H130V251H132L133 250V244H135V243H132V242H130L131 240H132V238H134L132 241L134 242V241H138V242H140L138 239V237H136L135 236V231L133 230V228H132V230L129 228V230L130 231H126V218H122L121 216H120V214L118 215L117 214ZM141 216V217H142ZM167 216V215H166ZM260 216V215H259ZM186 217H187V219L189 220V222H188V220L186 219ZM248 217V216H247ZM166 218V217H165ZM234 218V217H233ZM263 218V217H262ZM183 219V220H182ZM212 219H214L213 221H212ZM247 219V221H248V219H249V221H250V223H251V220L253 219H250L249 217L248 218H246ZM255 220V219H254ZM254 220H252V221H254ZM116 221V220H115ZM241 221V220H240ZM239 221V222H240ZM248 221V222H249ZM256 221V220H255ZM118 222H119V220H118ZM142 222V221H141ZM160 222V223H159ZM244 222H245V220H244ZM116 225H117V223H115ZM119 224V223H118ZM2 225V224H1ZM247 225H248V223H247ZM251 226V225H250ZM261 226V225H260ZM263 226V225H262ZM6 227V226H5ZM4 226H3V230L2 231H4V232H6V234H7V229L8 228H5ZM130 227H132V225H130ZM247 227V226H246ZM1 228H2V226H1ZM147 228V229H148ZM168 228V227H167ZM168 228V229H169ZM253 228V227H252ZM258 228V227H257ZM260 228V227H259ZM73 229V228H72ZM167 229V230H168ZM261 229H262V227H261ZM264 229V228H263ZM1 230V229H0ZM6 230V231H5ZM74 231H75V229H73ZM77 230V229H76ZM128 230V229H127ZM136 230V229H135ZM223 230V229H222ZM9 231V230H8ZM72 231V230H71ZM78 231V230H77ZM137 231V230H136ZM150 231H149V233H150ZM216 231V232H215ZM232 231V230H231ZM262 231V230H261ZM70 232V231H69ZM76 232V231H75ZM126 232L127 233H129V236L128 235H126ZM151 232V233H152ZM223 233H225L224 231H222ZM10 233V232H9ZM71 233V232H70ZM74 233V232H73ZM161 233V232H160ZM169 233H171V231L169 232ZM219 233V232H218ZM244 233H246V234H244ZM255 233V232H254ZM256 233H257V230H256ZM254 234L255 236H260L261 238H262V236H263V234L262 235H257V234ZM226 234V233H225ZM224 234V235H225ZM238 234H236V236L238 235ZM1 235V234H0ZM10 235H12V234H10ZM162 235V234H161ZM166 235V234H165ZM165 235H163V236H161V237H164ZM223 235V236H224ZM241 235H239L240 237V240L242 239L241 238ZM79 236V235H78ZM126 236H128V237H126ZM139 236V235H138ZM214 236H215V238H214ZM227 236V235H226ZM10 237H12V236H10ZM243 237V236H242ZM127 238V239H126ZM131 238V239H130ZM239 238H234V239H236L237 241H239L238 239ZM244 238V237H243ZM10 239V238H9ZM13 239V238H12ZM11 239V240H12ZM128 239H130V241L128 242V241H126V240H128ZM11 242V241H10ZM14 242V241H13ZM12 242V243H13ZM122 242H120V243H122ZM128 242V243H127ZM214 242V243H213ZM244 242V243H245ZM168 243H166V244H168ZM210 243H213V244H216L215 246H212L211 248H218L217 250L220 252H217L218 254H215V252L213 253V251H212V249L210 250L211 252H212V254L210 255V251L206 248L207 246H208V248H209V244ZM244 243H242L243 245H244ZM1 244V243H0ZM3 244V243H2ZM1 244V245H2ZM14 244V243H13ZM241 244V243H240ZM5 245V244H4ZM80 245V244H79ZM154 245L152 246V247H154ZM169 245V244H168ZM172 245V246H173ZM188 245V246H187ZM239 245V244H238ZM253 245H255V242H254V244ZM132 246V247H131ZM142 246V245H141ZM164 246V245H163ZM166 246V245H165ZM246 246H248V244L246 245ZM245 246V247H246ZM83 247V246H82ZM86 247V246H85ZM96 247H97V245H96ZM102 247V246H101ZM100 247V248H101ZM237 247L239 248V249H237ZM99 248V247H98ZM188 248H189V250H188ZM206 248V250H204ZM244 248V247H243ZM252 248H253V246H252ZM3 249V248H2ZM87 249V248H86ZM138 249V248H137ZM248 249V250H247ZM260 249V248H259ZM85 250V249H84ZM96 250V249H95ZM94 249L92 250V251H95ZM97 250H99V249H97ZM142 250V249H141ZM188 250V251H187ZM209 251V255L210 256H207V252ZM215 250V249H214ZM239 250V251H238ZM191 252V255H188V254H190V252ZM207 251V252H206ZM253 251V250H252ZM260 251V250H259ZM134 252H136V251H134ZM189 252V253H188ZM258 252V251H257ZM257 252H254L255 254L257 253ZM261 252V251H260ZM85 253V252H84ZM87 253V252H86ZM94 253V252H93ZM101 253V252H100ZM133 253V254H132ZM166 253H167V251H166ZM170 253V254H171ZM244 253V254H243ZM259 253V252H258ZM264 253V252H263ZM91 254V253H90ZM136 254V255H135ZM201 254V255H200ZM224 254V255H223ZM80 255V254H79ZM84 255H86V254H84ZM94 255H96L97 256V254H95L94 253ZM101 255V254H100ZM83 256V255H82ZM88 256V255H87ZM87 256H83V257H86L87 258ZM96 256H94V257H96ZM99 256V255H98ZM154 256V257H155ZM217 257L215 260L214 259H211V258H213V257ZM92 257V256H91ZM91 257H90V261H93V260H91ZM208 258V259H209ZM84 259V258H83ZM93 259V258H92ZM155 259V258H154ZM208 259H206L207 261H208ZM224 257H223V262H226V261H228V260H226L227 259V257H226V259H225V261H224ZM89 260V259H88ZM88 260H86V261H88ZM205 260V261H206ZM209 260V261H210ZM232 260H234V258L232 259ZM232 260H229V261H232ZM244 260V261H245ZM83 261V260H82ZM85 260L83 261V262H86ZM217 260H216V262H218ZM228 261V262H229ZM241 261H242V258H241ZM66 262H68V261H66ZM89 262V261H88ZM173 262V263H172ZM203 262V263H202ZM213 262V263H214ZM222 262V263H223ZM239 262V261H238ZM92 262H90V264H91ZM97 263V262H96ZM157 263V264H158ZM206 264L208 263V262H205ZM219 263V262H218ZM217 263V264H218ZM221 263V262H220ZM219 263V264H220ZM221 263V264H222ZM84 264V263H83ZM209 264H212V263H210L209 262ZM216 264V263H215Z\"/></svg>",
	"mask_w": 264,
	"mask_h": 264
}]
</instances>
